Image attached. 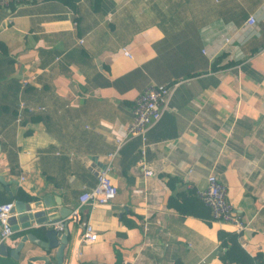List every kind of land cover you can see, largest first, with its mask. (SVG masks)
<instances>
[{"label": "crops", "instance_id": "crops-1", "mask_svg": "<svg viewBox=\"0 0 264 264\" xmlns=\"http://www.w3.org/2000/svg\"><path fill=\"white\" fill-rule=\"evenodd\" d=\"M71 1L75 8L69 0L0 5V175L9 187L0 182V191L13 201L19 189L27 202L51 195L73 209L61 219L69 220L63 264H224L218 231L234 228L207 206L196 213L194 197L214 173L248 222L242 246L264 264V0ZM174 81L146 140L132 136L119 150L114 201L79 206L139 92ZM20 100L35 109L19 123ZM140 159L151 176L137 169ZM75 210L79 221L70 220ZM84 220L97 229L93 242L81 239ZM48 228L33 223L7 241L45 238ZM45 253L27 241L18 260L0 254V264H44L34 258Z\"/></svg>", "mask_w": 264, "mask_h": 264}, {"label": "built area", "instance_id": "built-area-1", "mask_svg": "<svg viewBox=\"0 0 264 264\" xmlns=\"http://www.w3.org/2000/svg\"><path fill=\"white\" fill-rule=\"evenodd\" d=\"M32 2L34 0H0V5L8 6L13 2ZM248 26L252 27L256 24L254 15H250L247 19ZM230 36L224 38V45L229 48L232 44ZM124 53L131 56L128 49L124 48ZM29 83V78L21 79V88ZM177 85V81L158 84L150 82L135 98L132 109V119L128 123L125 134L115 138V149L106 156L105 164L97 169L96 184L86 188L79 195V206L82 205H109L117 196L118 188L111 177L114 161L118 156L122 145L132 136H141L146 140L147 131L161 117L163 111L167 108L170 97ZM35 107L27 106L24 100L19 101L17 111V122L23 121V113L25 110L33 111ZM40 109V108H39ZM2 133L0 130V140ZM144 153V149H142ZM137 169L141 170L145 176H151L152 170L147 166L143 159L137 164ZM200 200L211 211L212 220L232 225L234 232L240 234L248 227V222L242 215L234 210L231 201L228 199L226 184L214 173L207 176V184L205 187L197 190ZM14 201L0 203V235L1 239L7 241L15 233L9 220L12 216ZM70 220L79 221L78 210L71 215ZM59 231L65 228V221L61 220L54 224H50ZM82 241L84 243L93 242L98 237V232L94 224L89 220L82 221Z\"/></svg>", "mask_w": 264, "mask_h": 264}, {"label": "water", "instance_id": "water-1", "mask_svg": "<svg viewBox=\"0 0 264 264\" xmlns=\"http://www.w3.org/2000/svg\"><path fill=\"white\" fill-rule=\"evenodd\" d=\"M0 182L3 183L6 189L9 190L6 181L0 175ZM61 206L60 200L54 201L51 195H46L42 199L23 201L14 199V207L11 211L10 224L16 230L26 229L31 227L33 223L39 225L54 224L61 219L66 218L72 213L73 209L66 206H61L60 210H55V207ZM69 220H65V225ZM45 238L38 236L35 233H27L20 238L16 246L10 247L8 241L2 240L0 235V254H10L15 260H18L20 252L27 241H31L44 249V255L36 256L34 259L44 261V264H49L50 258L55 256L57 264H63L65 249L69 243L68 230L59 231L54 227L48 228L45 233Z\"/></svg>", "mask_w": 264, "mask_h": 264}, {"label": "trees", "instance_id": "trees-1", "mask_svg": "<svg viewBox=\"0 0 264 264\" xmlns=\"http://www.w3.org/2000/svg\"><path fill=\"white\" fill-rule=\"evenodd\" d=\"M69 2L71 3L72 8H75L74 3L71 0H69ZM223 56L224 55L221 54V56H219L214 61L213 68H217L216 64L222 59ZM17 111H18V106L16 108V112ZM25 111L27 112V110ZM24 196H25L24 192L21 189H19L14 199H22L24 198ZM180 196H185V195L181 194ZM194 197L196 198L197 203L200 207V210L196 211V213H201V211H203V208L206 209L207 207L200 200L198 194ZM8 201H13V198L9 197L4 191H0V203L8 202ZM180 209L184 210L182 208ZM218 237L219 240L221 241L219 257L224 264H256L262 262L261 254L252 256L246 251V249L242 246L239 240L238 233L234 231H226L221 229L218 231Z\"/></svg>", "mask_w": 264, "mask_h": 264}]
</instances>
